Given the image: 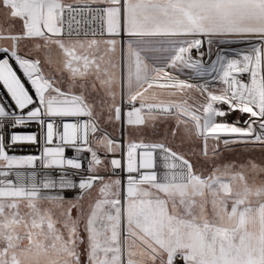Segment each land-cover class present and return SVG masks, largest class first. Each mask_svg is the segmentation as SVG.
Returning <instances> with one entry per match:
<instances>
[{"label": "snow or ice", "instance_id": "1", "mask_svg": "<svg viewBox=\"0 0 264 264\" xmlns=\"http://www.w3.org/2000/svg\"><path fill=\"white\" fill-rule=\"evenodd\" d=\"M0 88V264H264V0H0Z\"/></svg>", "mask_w": 264, "mask_h": 264}, {"label": "rangeland", "instance_id": "2", "mask_svg": "<svg viewBox=\"0 0 264 264\" xmlns=\"http://www.w3.org/2000/svg\"><path fill=\"white\" fill-rule=\"evenodd\" d=\"M193 55L195 56V51L193 52ZM239 114H233L232 116H229L227 119L229 121H232L238 116ZM223 151V159L225 162H232L235 161L237 164L245 162L248 159H253L257 163H264V152H261L260 150L247 152L244 151L242 148H236L232 151H229L227 149H222Z\"/></svg>", "mask_w": 264, "mask_h": 264}, {"label": "built area", "instance_id": "3", "mask_svg": "<svg viewBox=\"0 0 264 264\" xmlns=\"http://www.w3.org/2000/svg\"><path fill=\"white\" fill-rule=\"evenodd\" d=\"M4 90L2 88H0V92H3ZM31 130H35V125H32V129ZM36 151V148L34 146L31 145H27V144H23L20 147H18L16 149V154H29V153H34ZM67 155L69 157H71L73 155V152L71 150H69L67 152ZM118 156L120 155L119 153L117 154ZM121 176H123V173H120Z\"/></svg>", "mask_w": 264, "mask_h": 264}]
</instances>
